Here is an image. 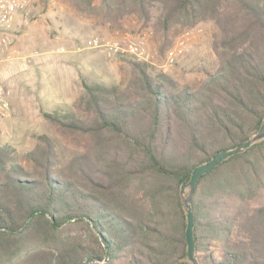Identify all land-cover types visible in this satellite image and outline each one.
I'll return each instance as SVG.
<instances>
[{
    "label": "trees",
    "instance_id": "trees-1",
    "mask_svg": "<svg viewBox=\"0 0 264 264\" xmlns=\"http://www.w3.org/2000/svg\"><path fill=\"white\" fill-rule=\"evenodd\" d=\"M65 1L164 41L212 22L219 69L195 88L132 61L123 89L84 81L74 112H43L70 154L48 135L27 165L0 146V264H190L182 185L264 123V0ZM191 204L200 264H264V139L203 175Z\"/></svg>",
    "mask_w": 264,
    "mask_h": 264
},
{
    "label": "rangeland",
    "instance_id": "rangeland-1",
    "mask_svg": "<svg viewBox=\"0 0 264 264\" xmlns=\"http://www.w3.org/2000/svg\"><path fill=\"white\" fill-rule=\"evenodd\" d=\"M216 32L214 23H202L164 41L134 19L115 31L79 14L65 0H31L16 22L12 57L0 64V80L10 92V109L0 118V146L13 147L20 162L27 165L24 155L35 149L40 135H48L70 154L76 149L70 138L46 120L43 112H74L84 81L123 89L134 75L132 61L148 65L153 76L163 73L182 86L199 88L219 69L213 49ZM123 38L142 41L150 58L128 53L109 56L106 48L88 44Z\"/></svg>",
    "mask_w": 264,
    "mask_h": 264
},
{
    "label": "built area",
    "instance_id": "built-area-1",
    "mask_svg": "<svg viewBox=\"0 0 264 264\" xmlns=\"http://www.w3.org/2000/svg\"><path fill=\"white\" fill-rule=\"evenodd\" d=\"M31 0H0V64L12 57V45L15 37L16 22L19 21ZM90 48H106L109 56L131 54L141 59H149L145 55V47L142 41L129 38L119 39L113 42L100 43L97 40L90 41ZM172 54V53H171ZM154 56L151 55V58ZM10 92L0 80V118L7 115L10 109Z\"/></svg>",
    "mask_w": 264,
    "mask_h": 264
},
{
    "label": "water",
    "instance_id": "water-1",
    "mask_svg": "<svg viewBox=\"0 0 264 264\" xmlns=\"http://www.w3.org/2000/svg\"><path fill=\"white\" fill-rule=\"evenodd\" d=\"M263 139H264V123L261 126L260 130L255 135H253L251 138H249L247 141H245L238 147L218 153L212 158L211 161L197 167L193 171L189 182L184 183L182 185L181 193L182 195H184L183 206L187 213V218H188V225H187V230H186V243H187V248H188L187 254H188V259L190 261V264H200V261L197 258V254L195 250V240H194L195 218H194V213H193L192 204H191L192 197L196 191V187H197L199 180L201 179L203 175L209 173L211 170L217 167L222 161L228 159L229 157L243 153L248 148H250L253 144Z\"/></svg>",
    "mask_w": 264,
    "mask_h": 264
}]
</instances>
